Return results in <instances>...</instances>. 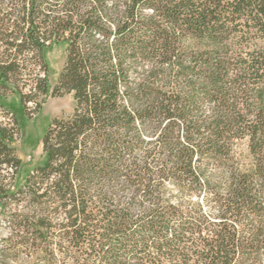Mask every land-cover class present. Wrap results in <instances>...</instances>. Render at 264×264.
I'll return each instance as SVG.
<instances>
[{"label": "trees", "instance_id": "trees-1", "mask_svg": "<svg viewBox=\"0 0 264 264\" xmlns=\"http://www.w3.org/2000/svg\"><path fill=\"white\" fill-rule=\"evenodd\" d=\"M54 46L58 82L35 88L74 107L21 185L0 173L7 252L264 264V0H0V88L24 110L10 81L47 75ZM13 138L0 123V171L22 164Z\"/></svg>", "mask_w": 264, "mask_h": 264}, {"label": "rangeland", "instance_id": "rangeland-1", "mask_svg": "<svg viewBox=\"0 0 264 264\" xmlns=\"http://www.w3.org/2000/svg\"><path fill=\"white\" fill-rule=\"evenodd\" d=\"M46 59L49 64L47 75L43 72L44 68L32 63L30 65V70L34 72L32 76L25 72L18 79L10 81L11 87L18 89L25 99L32 100L26 103V110L20 102L18 93L13 94L0 88L1 93L7 94L5 100L0 99V103L6 107V109L0 107V123L12 130L14 138L11 146L14 148L15 156L22 161L18 169L3 167L0 171L6 178L4 181L6 188L11 187L12 190H15V184L21 185L28 173L45 161L42 138L52 120L66 118L73 111L74 102L71 95L55 98L51 94L43 95L35 88L37 80L45 76L50 88L57 84L65 62L64 48L54 46L48 49ZM17 203H19L17 199L0 201L1 205L12 208L16 207ZM20 204L21 207L25 205L22 202ZM14 233L9 220L0 210V264H48L39 251L26 249L22 253L7 252L8 239Z\"/></svg>", "mask_w": 264, "mask_h": 264}]
</instances>
